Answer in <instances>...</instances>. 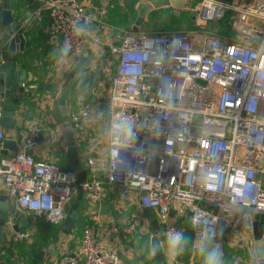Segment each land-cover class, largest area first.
<instances>
[{"label":"built area","instance_id":"1","mask_svg":"<svg viewBox=\"0 0 264 264\" xmlns=\"http://www.w3.org/2000/svg\"><path fill=\"white\" fill-rule=\"evenodd\" d=\"M83 1L42 0L64 58L78 56L83 42L95 46V56L104 45L99 31L105 24L87 13ZM187 9L195 13L197 29L191 34L124 30L119 44L109 46L115 63L105 95L108 143L105 153L85 161L83 196L97 205L107 199L105 185L120 201L135 193L141 210H154L165 241L167 232L181 231L169 222L177 207L187 212L194 241L205 230L223 241L225 232L251 250L254 221L261 220L264 228V0H200ZM82 19L87 26L96 23L85 31L84 41L77 27ZM221 20L228 21L230 33L204 29ZM99 102L77 99L67 108L74 141L85 138L88 121L103 119ZM117 118L131 122L135 139L113 157ZM19 125L23 148L33 150L40 125L28 117H21ZM5 137L0 122V193L4 190L17 210L37 220L62 222L79 184L75 172L36 159L23 148L6 154ZM33 203L38 207L33 209ZM193 217L200 218L198 226H193ZM12 223L14 217L8 215L6 226L10 229ZM11 231L15 241L30 236L28 231ZM125 231L135 232L134 223ZM79 257L78 264L120 263L116 250L98 240L95 223L82 229ZM57 264L76 263L64 254ZM171 264L194 263L175 257Z\"/></svg>","mask_w":264,"mask_h":264},{"label":"crops","instance_id":"2","mask_svg":"<svg viewBox=\"0 0 264 264\" xmlns=\"http://www.w3.org/2000/svg\"><path fill=\"white\" fill-rule=\"evenodd\" d=\"M14 1H21L24 6H27L34 0ZM38 1L41 2L39 8L32 12L31 17L23 25V30H26L24 35L27 38L26 47L28 49L23 62V69L27 73L24 86L34 85L36 94L31 99L21 100L20 104L22 105L17 115V123L19 124L21 117L35 120L41 127V136L37 146L32 150V154L36 159L50 160L60 165L61 168L67 169L69 167L65 160V141L71 137L74 139V134L59 116L56 99L58 89L70 76L74 61L73 58L68 59L61 56L59 39L52 35L46 10L42 6V0ZM136 1L133 0L132 3L128 2L125 5H122V0H113L107 4H103L99 0L83 1L87 13L90 16H96L105 24L101 28L102 30L99 31L104 45L97 52L98 56H95L97 50L95 46L91 43H82L83 48L78 56L85 52L91 53V61L87 67L82 69L66 102L67 108H71L77 99L85 102L103 99L107 105L105 95L107 86L114 74L115 63V57L110 52L109 46L119 44L118 34L120 30L118 26H122L120 18L123 13L121 12L129 10L131 4H135ZM191 3V0H189L188 3L184 4L179 14L186 13L189 18L187 8L193 6ZM166 9L157 10L158 12H153L154 14L151 13L146 17V21L148 19L152 21L159 13L166 12ZM23 12L21 11L19 16ZM110 12L114 16V23L112 24L103 20L108 17ZM173 15L175 14L172 11ZM184 21L187 23L186 26L190 27L187 30L189 34L196 31L197 28L193 26V20L189 18L190 23L187 20ZM153 23L157 24V22ZM191 26L194 28H191ZM204 29L211 30L207 27ZM126 30L130 29L127 28ZM1 31L0 26V34ZM25 59H31V63L29 64ZM46 84L48 85L47 89L45 88ZM0 105L2 110L11 108L10 102L6 100L0 99ZM5 131L6 137L13 139L16 137L14 130ZM107 143V120L103 116V119H93L87 122L86 136L82 140L75 141V146L80 160L85 165L88 157L105 153ZM9 153L11 152L6 151V154ZM105 188L107 199L100 204L91 205L82 196L77 208L78 219L72 234H63L59 230L61 222L58 223V228L52 232L50 227L45 226L40 220L31 225L27 220L29 214L26 211L18 210L22 215L18 218L14 217V222L18 225L20 231H28L30 236L28 239L15 241L12 231L8 228V241H0V264H57L59 258L64 254L71 256L78 264L80 262L79 246L82 229L85 225L92 223H95L98 240L105 246L127 255L131 264H154L147 247L148 238L151 235L150 228L141 214L137 198H134L135 193H132L129 200L120 201L112 188L107 185H105ZM1 193L5 194L6 192L2 190ZM8 199L10 203L15 205L12 198L8 197ZM257 218L259 219V217ZM131 222L135 225V232L129 234L125 229ZM169 222L179 227L182 232L186 229L192 232L187 212L180 213L177 207L173 209ZM194 242L192 235V250L189 260L192 259L194 264H202V257L193 250ZM52 244H54V248H52ZM217 246L220 250L222 264H245V262L253 259L252 253L248 252L240 241H234L225 232L223 241L212 239L210 247ZM165 256V262L171 264L173 257L168 253L167 248L165 249ZM119 264L123 263L120 261Z\"/></svg>","mask_w":264,"mask_h":264},{"label":"water","instance_id":"3","mask_svg":"<svg viewBox=\"0 0 264 264\" xmlns=\"http://www.w3.org/2000/svg\"><path fill=\"white\" fill-rule=\"evenodd\" d=\"M187 0H149L140 1L137 0L135 4H132L131 8L134 11V20L129 29L133 32H138L139 29L145 24L146 17L152 12L160 9L171 8L175 15H178L186 3ZM41 2L34 0L31 4L24 6L20 1L13 0H1L0 10V26L2 28L0 34V99L10 102V109L2 110L1 127L4 130H14L16 137H5L2 140L3 148L8 152H15L18 148H23L22 145V133L18 121V112L20 111L21 100L31 99L35 96V88L26 90L23 87L24 81L27 77L26 71L23 69V62L25 53H27V38L24 35L26 30H23L25 21L31 17L32 12H35ZM23 9L24 12H23ZM23 12L19 16L20 12ZM195 13L191 11L189 18L194 20ZM77 27L81 31V40H85V31L88 29H95L96 23L92 22L87 26L84 20H80L77 23ZM123 30L119 31L118 39L123 35ZM29 64L31 59H25ZM74 64L72 66L70 76L58 89V95L56 99V105L59 116L63 122L69 127V130L75 133L74 124L70 121L67 112L66 102L76 84L82 69L87 67L91 61V53H83L80 56L73 58ZM29 76V75H28ZM45 88H48L46 84ZM99 108L104 112L105 120H108L107 105L103 99L100 100ZM65 160L69 169L75 172L76 180L79 183L76 187L75 195L71 199L70 204L64 208L65 217L59 225V230L63 234H72L75 228L76 221L78 219V205L83 196V189L80 183L84 182L87 177V171L84 164L79 158L75 141L71 137L65 141ZM25 153H32V150L23 148ZM173 211V210H172ZM172 211L169 213L171 215ZM142 216L145 218L150 228V236L148 238L149 248L150 242L159 244L165 241L161 235L164 231V226L157 220L156 214L151 208H143L141 210ZM7 215H12L18 218L22 214L17 210L14 204L9 202L6 194L0 193V241L7 242L8 235L6 226ZM139 229V228H138ZM9 230V229H8ZM10 230L18 231L19 227L14 222L11 225ZM251 250H247L252 253V258L255 264H264V228L261 220H255L253 223V237H252ZM52 244V248H54ZM161 248L155 255L149 254L154 264H168L165 262V249ZM117 256L123 264H131L130 258L123 254L121 251H116ZM57 255V254H56Z\"/></svg>","mask_w":264,"mask_h":264},{"label":"clouds","instance_id":"4","mask_svg":"<svg viewBox=\"0 0 264 264\" xmlns=\"http://www.w3.org/2000/svg\"><path fill=\"white\" fill-rule=\"evenodd\" d=\"M68 47L70 46H66L64 49L65 55L67 54ZM169 107H171V104H169ZM112 135L114 137L112 140L113 157L118 154L121 148L127 147L135 139L131 122L127 120L121 121L119 118L113 122ZM31 207L35 209L38 205L33 203ZM199 222V217H193V226H198ZM212 239L213 234L205 230L202 232L200 238L193 243V250L198 252L202 257V264H222L219 247H210ZM187 243L188 241L182 231L172 230L167 232L166 241L161 242L158 247L157 244L150 242L149 250L151 255H155L159 249L164 248L166 245L168 253L175 258L183 254Z\"/></svg>","mask_w":264,"mask_h":264},{"label":"rangeland","instance_id":"5","mask_svg":"<svg viewBox=\"0 0 264 264\" xmlns=\"http://www.w3.org/2000/svg\"><path fill=\"white\" fill-rule=\"evenodd\" d=\"M149 1V0H146ZM200 0H191V4L196 5L199 3ZM128 2L132 3L133 0H122V5L127 4ZM132 6V4H131ZM123 14H121V16H125V18L122 17V26H118L119 30H126L127 28L130 27V25L133 23L134 20V14L132 16H129L128 11L127 10H123V12H121ZM128 15V17L125 15ZM172 9L168 8L166 9V12H161L158 15H156V18H153L152 21H149V19L145 22V24L139 29V32L141 33H150V32H160V31H165V29L162 27V29L160 28V23L164 24V26L170 25L172 22ZM153 22H157V24L153 23ZM187 23L186 21H183L181 24L175 25V23H172V26L170 27V29L176 30V29H181L182 31L185 30H189L190 27L186 26ZM205 27H207V29H217V30H223L224 32H228L230 33V27L228 25V21L227 20H221V21H217V22H210L208 23ZM191 28H194L193 26H191ZM229 29V30H228ZM1 106V105H0ZM137 196L135 195L134 198H136ZM28 213V212H27ZM28 222L31 223V225L37 221L36 218L33 217L32 214L28 213ZM40 222H42L43 224H45V226L50 227L51 232L55 231V229L58 228V224H48L46 223L44 220L40 219ZM57 225V226H56ZM241 255V253H240Z\"/></svg>","mask_w":264,"mask_h":264},{"label":"trees","instance_id":"6","mask_svg":"<svg viewBox=\"0 0 264 264\" xmlns=\"http://www.w3.org/2000/svg\"><path fill=\"white\" fill-rule=\"evenodd\" d=\"M128 11V14H129V16H132L133 14H134V11L132 10V9H130V10H127ZM159 11V10H158ZM158 11H155V12H158ZM153 13V12H152ZM154 14V13H153ZM125 15H126V13H125ZM127 17H128V15H126ZM113 15H112V12H110L109 14H108V17L107 18H105V19H103L105 22H108V23H114V19H113ZM122 17L123 18H125V16L123 15V16H121V18H120V24H123V20H122ZM184 20H187V22H189V18H188V16H187V14L186 13H184V14H179V15H173L172 16V20H171V22L172 23H175V25H178V24H181ZM172 23L170 24V25H167V26H164V24H162V23H160L159 25H160V28L159 29H162V27L165 29V31H180V29H176V30H173V29H170V27L172 26ZM190 23V22H189ZM221 31V30H220ZM222 32H224L223 30H222ZM184 234H185V237H186V239H187V241H188V243H187V245H186V247H185V250H184V252H183V254H181V255H179V256H177L176 258L177 259H181V260H186V261H188L189 260V257H190V255H191V250H192V232H190L189 231V229H186L184 232H183Z\"/></svg>","mask_w":264,"mask_h":264},{"label":"flooded vegetation","instance_id":"7","mask_svg":"<svg viewBox=\"0 0 264 264\" xmlns=\"http://www.w3.org/2000/svg\"><path fill=\"white\" fill-rule=\"evenodd\" d=\"M188 1H189V0H187L186 3H188ZM186 3H185V4H186ZM130 9H132L131 6H130ZM130 9H129V10H130ZM135 15H136V14H135ZM135 15H134V16H135Z\"/></svg>","mask_w":264,"mask_h":264}]
</instances>
